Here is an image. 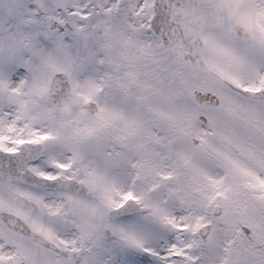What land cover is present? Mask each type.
Masks as SVG:
<instances>
[{
	"label": "snow or ice",
	"instance_id": "obj_1",
	"mask_svg": "<svg viewBox=\"0 0 264 264\" xmlns=\"http://www.w3.org/2000/svg\"><path fill=\"white\" fill-rule=\"evenodd\" d=\"M0 264H264V0H0Z\"/></svg>",
	"mask_w": 264,
	"mask_h": 264
}]
</instances>
